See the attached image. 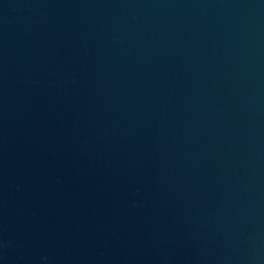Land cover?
<instances>
[{"label":"water","instance_id":"95a60500","mask_svg":"<svg viewBox=\"0 0 264 264\" xmlns=\"http://www.w3.org/2000/svg\"><path fill=\"white\" fill-rule=\"evenodd\" d=\"M0 264H264V0H0Z\"/></svg>","mask_w":264,"mask_h":264}]
</instances>
